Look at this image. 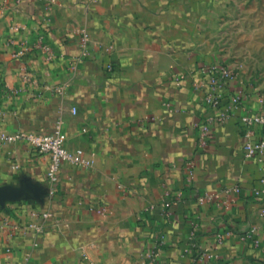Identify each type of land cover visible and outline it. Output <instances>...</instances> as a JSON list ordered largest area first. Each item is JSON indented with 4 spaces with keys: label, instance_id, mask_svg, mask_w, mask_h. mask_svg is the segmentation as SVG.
Here are the masks:
<instances>
[{
    "label": "crops",
    "instance_id": "0c3cea01",
    "mask_svg": "<svg viewBox=\"0 0 264 264\" xmlns=\"http://www.w3.org/2000/svg\"><path fill=\"white\" fill-rule=\"evenodd\" d=\"M219 16L201 0H0V131L61 120L94 160L65 162L51 195L49 157L0 143V220L65 221L0 229V264H264V157H245L241 123L264 112V77L235 73L209 102Z\"/></svg>",
    "mask_w": 264,
    "mask_h": 264
},
{
    "label": "built area",
    "instance_id": "2783aa9c",
    "mask_svg": "<svg viewBox=\"0 0 264 264\" xmlns=\"http://www.w3.org/2000/svg\"><path fill=\"white\" fill-rule=\"evenodd\" d=\"M208 75L210 85L215 92L211 95L209 102L214 105L220 104L222 97V89L224 85L234 77L235 73L226 65H213L208 68ZM29 82L37 84V79L31 73H27L25 77ZM46 90H55L58 93L63 92V86H49L45 85ZM241 104L239 96H234L231 104L221 113L220 120H225L229 114L238 109ZM241 123L243 127L244 136V155L246 158L264 157V112H256L253 114L246 113L241 116ZM210 130L209 123H204L200 127V142L205 143L207 135ZM66 133L62 128V121H58L55 128L51 132H41L26 129H18L13 133H5L0 131V143L3 142H22L36 150L40 154H46L49 157V164L47 169V182L51 185L50 194H54V186L60 179L62 166L68 162L74 166L91 167L94 160L89 157L82 148L71 149L65 144ZM193 165V164H192ZM264 181V179H263ZM260 192V191H258ZM174 203L171 197L165 198L161 202V206L170 207ZM154 206V205H152ZM32 222L22 226L19 223L12 221L8 217L0 220L1 230L18 231L23 229L25 231L32 230L37 234H42L47 229L46 222L52 220V228L55 230L64 226L65 221L57 216L51 209L46 210H32Z\"/></svg>",
    "mask_w": 264,
    "mask_h": 264
},
{
    "label": "rangeland",
    "instance_id": "374dc122",
    "mask_svg": "<svg viewBox=\"0 0 264 264\" xmlns=\"http://www.w3.org/2000/svg\"><path fill=\"white\" fill-rule=\"evenodd\" d=\"M201 1L220 14L227 66L236 74L264 77V0Z\"/></svg>",
    "mask_w": 264,
    "mask_h": 264
}]
</instances>
